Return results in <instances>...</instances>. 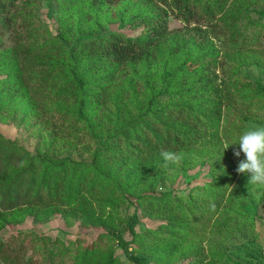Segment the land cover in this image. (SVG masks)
<instances>
[{
	"label": "trees",
	"instance_id": "16d2710c",
	"mask_svg": "<svg viewBox=\"0 0 264 264\" xmlns=\"http://www.w3.org/2000/svg\"><path fill=\"white\" fill-rule=\"evenodd\" d=\"M262 1L0 0V122L22 116L30 134H45L30 152L0 133V230L62 212L67 222L75 217L106 231V244L92 249L36 237L38 260L24 247L17 258L123 264L114 257L120 241L125 252L133 246L134 264H176L203 253L202 239L191 235L204 216L217 217L229 202L237 213L222 229L244 219L253 183L237 172L243 153L231 158L238 145L223 146L255 106L264 110V7L252 9ZM43 3L46 16L56 17L55 33L40 20ZM169 15L186 27L168 29ZM190 22L198 30L187 35ZM203 28L231 49L221 52L208 36L197 42L192 35ZM79 148L74 160L70 153ZM163 151L178 154L179 170L208 165L212 179L175 195L166 188L176 165L163 161ZM128 203L164 223L135 232L137 217L120 214ZM123 222L130 242L118 236ZM7 252L0 243V264H14ZM226 253L209 247L205 264Z\"/></svg>",
	"mask_w": 264,
	"mask_h": 264
},
{
	"label": "rangeland",
	"instance_id": "374dc122",
	"mask_svg": "<svg viewBox=\"0 0 264 264\" xmlns=\"http://www.w3.org/2000/svg\"><path fill=\"white\" fill-rule=\"evenodd\" d=\"M264 7V1L259 2L257 5L253 6L252 9H261ZM47 8L45 3L39 7L40 20L42 23H47L50 29L55 33L54 23H56L55 15L52 18L46 16ZM254 16L257 17L255 14ZM168 29L174 31L184 25V21L175 20L174 16H168ZM184 25V26H183ZM113 31H124L126 34L138 33V30L130 31L127 28H122L118 24H112ZM196 22H190L188 26L187 35H191L192 32L195 34ZM198 30V29H197ZM202 33H197L195 36L192 35L197 42L204 41L205 39L212 38L218 45V48L223 51H229L231 47L225 48L222 40V35L212 34L211 31H206L205 28L200 30ZM207 36L209 38H207ZM221 36V37H220ZM211 40V39H210ZM226 49V50H225ZM221 57V55H220ZM213 58V57H212ZM3 76H0V79ZM141 85V83L139 82ZM139 89V86L136 84ZM144 86L140 87L142 91ZM139 90V91H140ZM254 111L248 114L247 120L242 123L241 129L257 125L264 124V110L261 107H254ZM15 119L10 118L9 124H4L0 122V133L7 139L11 141H16L17 144L25 147L28 151L34 152L39 141H42L45 135L42 130H39L33 134L20 123L22 116H16ZM234 119V118H233ZM34 130H38L37 128ZM49 136L48 138H51ZM80 148L72 154L74 160H79ZM88 155L84 154L83 159L87 158ZM233 161L236 160L234 154L231 157ZM177 163V162H176ZM175 163V165H176ZM179 163V162H178ZM176 168V180L171 186H167V190H172L177 196H187L190 194V190L197 185H204V183L210 181L212 176L209 174L208 165L197 166L190 170L184 171L179 170L177 165ZM241 175H245L241 173ZM251 191L253 196L250 200H245L246 211L243 212V218L238 219V224L233 222L230 229H222V221L225 218H233V215L237 210L229 208L234 207L231 203H227L226 206L221 210L220 214L215 218H210L206 215L201 220L198 229L193 230L191 237L201 238V249L203 253L199 256H193L186 259L179 260L176 264H194L196 262H201L205 264L209 259L208 249L209 247L221 248L226 255L217 264H264V184H253ZM253 198L255 201L253 202ZM186 201H184V205ZM247 211L250 215L247 214ZM253 212V215L251 216ZM120 214L122 217L128 219L129 221L134 217H137L138 222L134 225L135 232L144 233L148 229H156L162 220H153L142 216L136 205L128 203L121 206ZM230 217V218H229ZM226 219V220H227ZM253 219V222L251 220ZM70 222H67L65 215L62 212L54 213L53 216L45 218L40 221L33 216H27L21 222H10L5 225L2 230H0V243L8 248V254L12 256L14 264H26V258H17L16 255L21 251L22 247L26 250V253L33 260H38V255L32 253V244L36 239H43L45 237H50L52 240L61 239L65 242L66 246L70 242L79 241L82 242V247L92 249L96 245H101L102 247L106 244V239L101 238V234L105 233V229L97 228L93 226H84L78 218L71 217ZM208 229H212L209 232ZM195 232V235H194ZM132 233L129 230V226L126 223H121V228L118 232L119 238L122 237L124 241H129L132 238ZM51 242L53 243L54 241ZM43 241L41 240V244ZM133 246L129 247V250L125 252L120 244V241L114 243V257L119 258L123 264H134L130 260L132 257ZM42 260H39L41 262ZM71 264V263H68Z\"/></svg>",
	"mask_w": 264,
	"mask_h": 264
},
{
	"label": "clouds",
	"instance_id": "9594fccd",
	"mask_svg": "<svg viewBox=\"0 0 264 264\" xmlns=\"http://www.w3.org/2000/svg\"><path fill=\"white\" fill-rule=\"evenodd\" d=\"M234 145H238V150L234 149V156L239 158L241 153L244 156L239 160L237 172L245 174L250 183L264 184V124L242 130L234 140H229L223 146V152ZM160 155L165 163H175L179 158L172 151H163Z\"/></svg>",
	"mask_w": 264,
	"mask_h": 264
}]
</instances>
